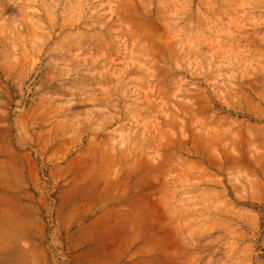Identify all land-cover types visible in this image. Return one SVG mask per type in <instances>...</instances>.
Instances as JSON below:
<instances>
[{"label": "rangeland", "instance_id": "1", "mask_svg": "<svg viewBox=\"0 0 264 264\" xmlns=\"http://www.w3.org/2000/svg\"><path fill=\"white\" fill-rule=\"evenodd\" d=\"M0 264H264V0H0Z\"/></svg>", "mask_w": 264, "mask_h": 264}, {"label": "bare ground", "instance_id": "2", "mask_svg": "<svg viewBox=\"0 0 264 264\" xmlns=\"http://www.w3.org/2000/svg\"><path fill=\"white\" fill-rule=\"evenodd\" d=\"M248 143H249V142H248ZM150 220H151V219H150ZM149 224H150V223H149ZM167 226H168V225H167ZM148 227H149V226H148ZM170 227H171V225H170ZM172 227H173V226H172ZM172 227H171V228H172ZM167 229H168V228H167ZM160 230H162V228H161ZM169 230H171V229H169ZM169 230H167V231H169ZM173 230H176V229L173 227ZM173 230H172V231H173ZM170 232H171V231H170ZM171 233H172V232H171ZM171 233H170V235H171ZM174 234H175V233H174ZM167 235H169V234H166V236H167ZM174 236H175V235H174ZM164 242H165V241H164ZM168 242H169V241H168Z\"/></svg>", "mask_w": 264, "mask_h": 264}]
</instances>
